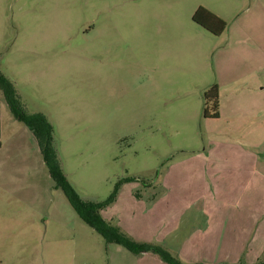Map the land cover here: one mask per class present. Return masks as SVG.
<instances>
[{"label":"rangeland","instance_id":"1","mask_svg":"<svg viewBox=\"0 0 264 264\" xmlns=\"http://www.w3.org/2000/svg\"><path fill=\"white\" fill-rule=\"evenodd\" d=\"M199 6L227 23L220 35L193 22ZM0 70L26 112L49 121L82 199L133 179L104 219L186 264L264 261V0H0ZM214 83L219 117L204 118ZM200 154L219 166L216 187ZM0 264L167 263L83 222L31 130L4 108Z\"/></svg>","mask_w":264,"mask_h":264},{"label":"trees","instance_id":"2","mask_svg":"<svg viewBox=\"0 0 264 264\" xmlns=\"http://www.w3.org/2000/svg\"><path fill=\"white\" fill-rule=\"evenodd\" d=\"M192 20L213 35H220L227 27V23L222 18L202 6H199L195 10ZM0 93L2 94L13 118L18 122H22L31 130L56 188L62 190L77 216L83 222L98 232L104 238L106 243L119 244L135 255L151 252L167 264H186L182 262L180 258L171 254L165 247L152 242L137 240L121 227L111 224L102 216V210L114 202L120 184L123 181H132L133 179L118 181L112 192L103 201L82 199L68 182L61 169L56 150L53 146L52 126L49 121L41 113L26 112L17 94L15 82L7 77L1 70ZM202 98V116L204 118H218V85L215 83L210 85L203 92ZM235 264H264V261L255 263L239 261Z\"/></svg>","mask_w":264,"mask_h":264},{"label":"crops","instance_id":"3","mask_svg":"<svg viewBox=\"0 0 264 264\" xmlns=\"http://www.w3.org/2000/svg\"><path fill=\"white\" fill-rule=\"evenodd\" d=\"M217 83V82H216ZM217 85H219V83L217 84ZM258 90H259V92L260 91H262L261 89H263V87L261 86V88H257ZM7 106V104H6V102H5V100H4V98H3V96H2V94L0 93V114L2 113V111H4V108H7L8 109V106ZM9 110V109H8ZM10 112V111H9ZM11 114V113H10ZM11 116H12V114H11ZM12 118H13V116H12ZM14 119V118H13ZM201 155V154H200ZM200 155H198V157H200ZM202 156V155H201ZM196 157V156H195ZM203 157V156H202ZM200 160L203 162V163H201V165H200V167H201V170H200V172L201 173H204V171H206L205 172V174H204V176L202 177V179L204 180H207L208 178H209V185L211 186V187H216L215 186V184L214 183H211L212 181L214 182L215 181V179H222V177H219V175H216V176H214L213 174H216L217 172L215 171V172H212L213 170H220L218 167V165H215V164H213V162H208L206 159H204V157L203 158H201L200 157ZM232 167H234V169L232 170V171H230L229 173L230 174H227V175H230L231 177H228V179L230 180V184H231V180H232V175H234V173H237V174H239L238 173V171H240L239 170V168H237V167H239V165H235V166H232ZM244 169H242L241 171H243ZM206 173H207V175H206ZM209 174V175H208ZM214 190V192H217L215 189H213ZM211 194V193H210ZM214 200V201H217L213 196H211L210 195V197L209 198H207V201L205 200V202H203V201H201V204H202V206H201V212H202V214L203 215H205L206 216V218H207V220H209L210 221V219H213V218H215V216H216V211L217 210H215V209H213V210H211V209H207V208H203V205H205V204H207V203H209V202H211V200ZM155 202H156V200H155V198H153V202L151 203V205H150V207L152 206V205H154L155 204ZM189 207H187V209H188ZM104 213H105V211H103ZM211 212V213H210ZM224 220V219H223ZM225 221H226V219H225ZM193 237H194V239H195V237H196V235H194L193 234ZM191 238V237H190ZM140 239H144V238H141L140 237ZM193 239V238H192ZM143 241H145V240H143ZM244 246V245H243ZM166 249H168L169 250V248H166ZM142 254H146V253H142ZM140 255V254H139ZM191 257V256H190ZM185 259V258H184ZM186 260V259H185Z\"/></svg>","mask_w":264,"mask_h":264}]
</instances>
